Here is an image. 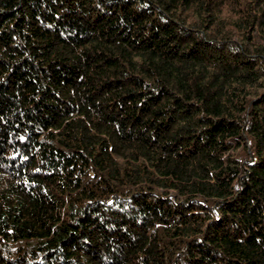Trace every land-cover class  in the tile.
Listing matches in <instances>:
<instances>
[{
  "label": "trees",
  "instance_id": "16d2710c",
  "mask_svg": "<svg viewBox=\"0 0 264 264\" xmlns=\"http://www.w3.org/2000/svg\"><path fill=\"white\" fill-rule=\"evenodd\" d=\"M0 264H264V0H0Z\"/></svg>",
  "mask_w": 264,
  "mask_h": 264
}]
</instances>
